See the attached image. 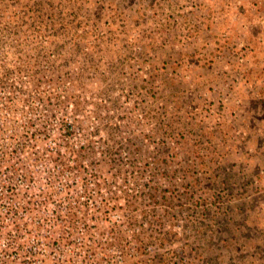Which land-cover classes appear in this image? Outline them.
<instances>
[{"label":"rangeland","instance_id":"obj_1","mask_svg":"<svg viewBox=\"0 0 264 264\" xmlns=\"http://www.w3.org/2000/svg\"><path fill=\"white\" fill-rule=\"evenodd\" d=\"M0 219L264 264V0H0Z\"/></svg>","mask_w":264,"mask_h":264},{"label":"built area","instance_id":"obj_2","mask_svg":"<svg viewBox=\"0 0 264 264\" xmlns=\"http://www.w3.org/2000/svg\"><path fill=\"white\" fill-rule=\"evenodd\" d=\"M84 222L82 219H0V264H97L87 263V256L93 258L98 254H102L98 264H117L112 263L116 255L121 258L135 255L134 251L106 254L85 248ZM76 239L77 245L71 244Z\"/></svg>","mask_w":264,"mask_h":264},{"label":"trees","instance_id":"obj_3","mask_svg":"<svg viewBox=\"0 0 264 264\" xmlns=\"http://www.w3.org/2000/svg\"><path fill=\"white\" fill-rule=\"evenodd\" d=\"M50 98V97H49ZM127 203H128V205L130 204V199L129 198H127Z\"/></svg>","mask_w":264,"mask_h":264}]
</instances>
